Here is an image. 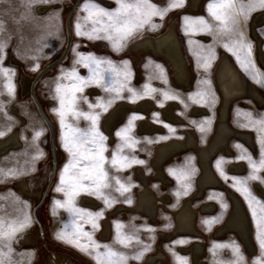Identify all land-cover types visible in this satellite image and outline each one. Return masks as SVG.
I'll return each instance as SVG.
<instances>
[{
    "label": "rangeland",
    "instance_id": "1",
    "mask_svg": "<svg viewBox=\"0 0 264 264\" xmlns=\"http://www.w3.org/2000/svg\"><path fill=\"white\" fill-rule=\"evenodd\" d=\"M106 1L80 0L72 15L75 35L68 55L45 74L36 87L37 95L55 125L58 162L47 196L34 212L35 200L24 193L15 181H24L31 192H40L41 197L53 164L48 143V127L32 97L23 92L21 79L23 73L30 77L35 75L45 63L61 52L67 38L65 16L74 0H34L31 4L27 0H0V132L5 135L18 128L22 140L19 146L0 154V218L5 225H24L10 240L0 241V260L4 264H53L56 254H64L69 259L68 264H97V249L90 246L92 242L101 246L98 249L100 252L106 251L103 246L107 245L123 254L126 257L124 264H148V258L156 255L159 250L164 257L161 260L156 259L155 264H229L230 261L238 259L232 247H219L221 245L238 246L239 255L243 257L239 264H257L258 259L264 260V251L261 250L258 239V222L264 220V196L254 187L256 183L264 187V167L259 166L264 159V131L261 130V124L257 123L264 121V101L242 97L230 104V125L240 131H249L253 145L237 136H231L227 141L230 153L220 149L212 157V168L223 185L207 186L201 195H194L200 166L192 147L174 152L162 163L161 169L166 180L155 175L153 165L157 145L180 140L188 131L192 132L199 146L207 144L214 129L220 99L213 70L221 53L228 54L244 75L264 93V68L260 69V73L256 71L250 54L246 52L248 39L245 33L251 14L264 7L254 4L245 17L240 12L241 4L247 11L254 0H235L234 20H230L225 29L208 11L212 0H202L196 10L189 8V0H182L179 7H170V4L178 0H149L158 9L167 11L162 16H152L150 22L141 30L159 29L158 32L144 31L138 36L136 32L139 28L120 41L119 48H115L113 41L104 38V33L96 38L92 33L91 20L85 19L88 16L84 7L86 3L97 4L108 11H115L119 7L117 0ZM43 5L44 11L38 8ZM171 18L175 20L189 66L188 87L174 80L164 57L149 51L136 53L129 46L130 41L144 35L162 32ZM200 18L207 23V28L199 23ZM259 32L263 36L264 44V23ZM85 33L92 34V38ZM81 56L105 61L99 65V84L87 82L92 78L91 69L96 66L86 59L81 60ZM109 61L116 69L115 73L111 71L107 63ZM249 61L247 68L242 67V62ZM3 69L8 70V75H5ZM73 70L75 77L70 75ZM76 77L83 78L86 82L83 91L76 93L77 111L99 115L97 128L105 138L102 143L105 149L103 156L106 158L103 167L107 172L108 187L101 189L103 196L94 195L91 193V185L85 181L89 191L79 190L72 198V204L85 212L102 213L95 219L97 227L88 222L86 215H78L69 207L56 204V201L62 204L68 201L66 194L72 191L61 185L65 165L72 156L64 146L63 137L66 132L68 135L71 133L61 126L60 115L55 111L60 108V94L56 87L58 84L68 86ZM9 83L12 86L11 93L8 91ZM113 87L118 88L119 92L109 90ZM90 88L97 90L90 93ZM141 98H149L156 106L174 101L177 104L175 111L183 122L176 124L164 118L159 111L152 110L147 117L162 125V131L139 133L137 123L145 115L142 112L129 111L124 120L114 128V139L109 140L102 125L104 114L117 101H135ZM99 104H105L107 110L98 107ZM10 106H15L25 117L24 123L19 121ZM67 107L66 103L65 108ZM194 107H205L207 113L194 115L191 113ZM134 116L136 118L132 119ZM65 123L85 131L91 127L90 120L83 116L77 118L71 112L66 115ZM125 128L128 129L126 136H118L117 133ZM38 132L39 136L36 135ZM113 155L117 157L115 165L111 163ZM249 158L256 163V169L249 163ZM229 161H242L244 169L239 172L230 171L226 167ZM138 171L146 176V183L138 176ZM72 173L73 170L70 169L65 174V179H69ZM253 176L257 178L253 179ZM121 185L127 190H118ZM58 187H63L64 190L57 191ZM144 187H148L154 195L153 217L133 207L138 192ZM245 188L247 191H244ZM227 189L241 198L246 209L254 244L251 252L245 248L234 231L214 234L230 211ZM163 193L169 197L166 203L160 201L159 196ZM85 194L95 197L99 205L91 207L81 203L79 199ZM105 198L110 203H105ZM190 198V205L196 211L195 226L198 235L176 234L166 237L173 230L176 210ZM204 201L214 204L212 213L199 211L198 206ZM105 219H109L110 231L108 237L102 238L100 235ZM75 225H80L82 232L89 233L91 241L83 235L74 237ZM34 233L38 235L34 242L25 240L24 236ZM60 233H64L66 238H58ZM118 237L126 238V243H119ZM70 239H79L89 250L83 251L76 244L68 242ZM192 240L204 242L205 254L202 263H194L189 252L176 248L177 245H186ZM137 256L139 259H136Z\"/></svg>",
    "mask_w": 264,
    "mask_h": 264
},
{
    "label": "bare ground",
    "instance_id": "2",
    "mask_svg": "<svg viewBox=\"0 0 264 264\" xmlns=\"http://www.w3.org/2000/svg\"><path fill=\"white\" fill-rule=\"evenodd\" d=\"M100 1L104 2L106 0ZM201 1L202 0H189V8L191 10L198 9ZM38 8L43 11L45 10L44 5L38 6ZM263 23L264 8L255 10L251 14L248 27L245 30L248 39V45H250V58L254 63L256 71L259 73L260 69L264 68L263 36L259 32V28ZM158 30L159 29H156L155 31L146 29L144 31L153 33L158 32ZM144 31L139 30V32L136 33H138L137 35L139 36ZM203 38H206V36H203ZM129 43L130 48L136 53H138V51H149L157 56L164 57L171 68L174 80L184 87L189 86V66L182 48L174 18L168 20V24L162 32L156 35H144L140 38L130 41ZM246 52L249 53L248 48ZM213 71L214 81L220 99L216 112L214 129L207 144L204 146H199L196 143V139L192 132L188 131L186 132L184 138L180 140H170L157 145L153 155L155 175L162 180H166L161 169L162 163L174 152L180 151L183 148H194L197 155V161L200 166V173L196 181L197 188L194 194L195 196L201 195L202 191L207 186L219 187L223 185L222 181L212 168L211 160L216 152L220 149L230 153V149L227 146V141L231 136H237V138L241 139L247 144L251 146L253 145L252 135L249 131H240L230 125L228 121L230 104L234 100L242 97H250L259 102L264 101V93L244 75V73L238 68V66L233 62L228 54L221 53L219 55ZM30 79V76L24 73L22 74L21 82L23 83L21 84V87L25 93H27L26 89ZM96 90L97 89L95 88H90V93L96 92ZM176 107L177 104L174 101H169L162 106H156L149 98H141L135 101L120 100L114 103V105L104 114L102 125L108 134L109 140H113L114 128L119 122L124 120L126 113L129 111H138L145 115V117L139 119L137 123L136 128L139 133L161 132L163 128L162 125L151 121L147 115H149L152 110H157L164 118L176 124H181L183 121L182 118L176 113ZM10 108L11 111L19 118V121L24 123L25 117L17 110V108L15 106H10ZM191 113L194 115L206 114L207 109L205 107H194L191 109ZM21 143L22 140L19 135L18 128L12 129L9 133L0 137V154L4 153L10 148L19 146ZM226 167L230 171L239 172L244 169V164L242 161H229L226 164ZM138 176L144 181V183L147 182L146 176L141 171H138ZM15 182L18 186H20L24 193L32 196L35 201L40 198V192H31L24 181ZM254 187L260 194H262V196H264L263 186L256 183L254 184ZM226 194L230 202V211L226 219L214 234L221 235L222 233L228 231H234L244 244L245 248L251 252L254 250V244L251 239V226L244 204L241 198L232 190L227 189ZM159 197L160 201L163 203H166L169 198L165 193L161 194ZM190 200L191 198L176 210L174 215L175 220L173 230L166 234V237H172L176 234L198 235V231L195 226L196 211L191 207ZM79 201L83 204L90 205L91 207H96L99 205V201L95 197L87 194L82 195ZM133 207L145 213L146 215L153 217L155 199L152 191L148 187H144L138 192L136 203ZM198 209L202 213H212L214 204L204 201L199 204ZM109 231V219H105L104 228L100 236L102 238L108 237ZM24 237L26 241L34 242L38 235L37 233H34L32 235L28 234ZM176 248L180 251L189 252L194 263L203 262V256L205 254V245L203 241L192 240L186 245L179 244L176 246ZM155 254L156 255L148 258V264H155L156 259L161 260L164 257L161 250L157 251ZM68 263L69 259L67 256L64 254H56V260L53 264Z\"/></svg>",
    "mask_w": 264,
    "mask_h": 264
},
{
    "label": "snow or ice",
    "instance_id": "3",
    "mask_svg": "<svg viewBox=\"0 0 264 264\" xmlns=\"http://www.w3.org/2000/svg\"><path fill=\"white\" fill-rule=\"evenodd\" d=\"M34 0H27L28 4H31ZM47 2V0H45ZM258 3L261 7H264V0H254L252 4L249 5L247 11L243 4L240 6V12H242L245 17H247L248 11H251L254 4ZM117 4L119 7L115 11H108L104 8H101L97 4H88L84 5L85 10L88 12V16L85 17L86 20H91L93 25L92 33L96 35V38H100L99 34L104 33V38L113 41V46L115 48H119L120 41L130 36L134 31L142 28L145 24L150 22V19L154 15L162 16L167 9H158L155 5L149 3V0H117ZM182 4V0H178V2H174L170 4V7H179ZM209 13L217 20L220 21L221 26L227 29L228 22L230 20H234L233 13L236 11V3L235 0H212V2L208 5ZM199 23L203 25L205 28L208 27L207 23L200 18ZM155 27V25H152ZM80 28L79 23L77 24V29ZM78 34L79 31H78ZM89 35V38H92V34L85 33ZM249 49L250 54V45L246 46ZM239 59V56L237 57ZM87 60L90 63L94 64L96 67L92 68V78L87 81L88 83H100L101 73L99 72V65L101 63H105V61L95 60L93 57L88 56L87 58L81 56V60ZM79 62V61H78ZM111 68L112 72H116V69L111 66V62H107ZM249 63L242 62V67L247 68ZM86 66H88L86 64ZM207 66V65H206ZM5 75H8V70L3 69ZM117 76L119 73H116ZM71 76L75 77L76 73L73 70L70 73ZM10 79V78H9ZM260 82V81H258ZM86 82L83 78L76 77V79L72 82V84L68 86L57 85L56 91L60 94V108L55 109L60 115V123L61 126L67 128L68 132L71 135H68L66 132L64 139V146L68 149V151L72 154L71 159L68 164L65 165L64 173L61 176V185L67 186L72 189L68 195L69 199L65 203H61L60 201H56V204L60 207H69L71 211L76 212L78 215H86L88 217V222L92 224L93 227H97L95 223L96 217L102 215V213H90L85 212L83 209H77L72 204V198L78 193L79 190L89 191V188L85 185V181L91 185V193L98 196H103L101 191L102 188L108 187L106 183L107 180V172L104 170L103 164L105 162V157L103 156L104 148L102 146L103 140L105 139L101 133H99L97 128V121L99 119L98 114H89V113H81L76 109V93L83 91V86ZM114 92H119V89L113 87L109 89ZM8 91L12 92V86L9 83ZM129 91H132L129 89ZM135 96V93H133ZM167 95V94H166ZM67 103L68 107L65 108V104ZM109 104L111 101L108 102ZM98 107L107 110V106L105 104H99ZM90 107H93L90 105ZM71 112V114L77 118L83 116L84 118L91 121V127L88 130H81L79 128H73L72 125H66L65 117ZM134 116L132 119H135ZM261 124L262 131H264V121L257 122ZM132 120H129V127H131ZM128 129H122L117 133L118 136H126ZM0 135H4L3 132H0ZM37 136L40 133H36ZM264 143V141H262ZM243 158V157H242ZM111 163L115 165L117 163V157L113 155ZM249 163L252 165L253 169H256L257 165L254 161L249 158ZM260 167H264V159L260 161ZM73 170L72 176L69 179H65V174L69 173V170ZM253 179L257 178L255 176ZM119 184V180H117ZM127 189L121 185L118 190ZM63 187H58L57 191H63ZM244 191H247L245 188ZM105 203H110L107 198H105ZM255 215V212L253 213ZM24 225L20 224L19 226L9 223L5 225L2 218H0V241L10 240L20 228ZM119 228L120 226L117 225ZM258 239L260 243V248L264 251V220L258 222ZM80 235L88 237V240L91 241V235L87 232H82L80 225H75V231L73 233L74 237H79ZM58 238L65 239L66 236L64 233L58 234ZM68 242L76 244V246L80 247L83 251H88V246L81 244L79 239H70ZM118 242L125 244L126 238L118 237ZM91 247L97 249L95 259L97 260V264H124L126 257L123 254L114 251L107 245L103 247L106 249L104 252L98 251L101 247L95 242H92ZM219 247H232L233 251L237 254L238 259L234 261H230L229 264H239V261L243 259L242 256L239 255V248L235 245H221ZM139 259V256L136 257ZM0 264H4L3 260H0ZM257 264H264V260H257Z\"/></svg>",
    "mask_w": 264,
    "mask_h": 264
},
{
    "label": "water",
    "instance_id": "4",
    "mask_svg": "<svg viewBox=\"0 0 264 264\" xmlns=\"http://www.w3.org/2000/svg\"><path fill=\"white\" fill-rule=\"evenodd\" d=\"M80 0H74V2L70 5V7L68 8L67 12H66V16H65V20H64V25H65V31H66V42L63 46V49L61 50V52L58 54V56H56L54 59L48 61L47 63H45L42 68H40V70L31 77L28 87L26 89L27 93H29V95L32 97L35 106L39 112V114L41 115V117L43 118V120L45 121L47 127H48V131H49V148L52 154V169L50 172V176L49 179L46 183L45 189L43 191V193L41 194V197L35 201V205H34V212H36L38 206L40 205V203L45 199V197L47 196V193L49 191V188L52 184V181L54 179L55 176V172H56V167H57V162H58V158H57V150H56V131H55V125L53 120L51 119V117L49 116V114L47 113V111L45 110L44 106H43V102L41 100V98L37 95L36 92V87L39 83V81L41 80V78L47 74L54 66H56L57 64H59L60 62H62L66 56L69 53V50L71 48L72 45V40H73V32H72V27H71V18L72 15L75 11V9L77 8L78 4H79ZM22 81V80H21ZM23 83V82H21ZM7 152V151H5Z\"/></svg>",
    "mask_w": 264,
    "mask_h": 264
},
{
    "label": "crops",
    "instance_id": "5",
    "mask_svg": "<svg viewBox=\"0 0 264 264\" xmlns=\"http://www.w3.org/2000/svg\"><path fill=\"white\" fill-rule=\"evenodd\" d=\"M157 1H160L161 2V0H157ZM71 27H72V32H73V21H72V18H71ZM144 28V26L142 27V28H140L139 30H141V29H143ZM139 32V31H138ZM138 34V33H137ZM75 34L73 33V36H74ZM71 49V48H70ZM70 51V50H69Z\"/></svg>",
    "mask_w": 264,
    "mask_h": 264
}]
</instances>
